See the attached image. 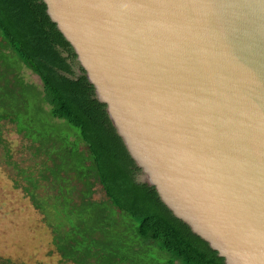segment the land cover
<instances>
[{
	"label": "water",
	"instance_id": "obj_1",
	"mask_svg": "<svg viewBox=\"0 0 264 264\" xmlns=\"http://www.w3.org/2000/svg\"><path fill=\"white\" fill-rule=\"evenodd\" d=\"M29 1L137 180L224 264H264V0H42L77 66Z\"/></svg>",
	"mask_w": 264,
	"mask_h": 264
},
{
	"label": "trees",
	"instance_id": "obj_2",
	"mask_svg": "<svg viewBox=\"0 0 264 264\" xmlns=\"http://www.w3.org/2000/svg\"><path fill=\"white\" fill-rule=\"evenodd\" d=\"M40 1L48 23L77 66L69 44ZM10 51L40 78L52 115L76 127L80 140L45 132L40 122L19 128L26 115L25 91L19 93L15 87L22 78L13 57L11 61L7 55ZM3 122L13 124L30 141L29 151L40 158L38 177L12 161L2 135ZM0 161L24 177V191L45 216L63 263L224 264L217 251L172 214L153 188L137 180V168L91 84L56 51L29 0H0ZM43 180L53 191L44 202L35 193ZM98 184L104 188V199L94 197ZM0 264L26 263L0 255Z\"/></svg>",
	"mask_w": 264,
	"mask_h": 264
},
{
	"label": "rangeland",
	"instance_id": "obj_3",
	"mask_svg": "<svg viewBox=\"0 0 264 264\" xmlns=\"http://www.w3.org/2000/svg\"><path fill=\"white\" fill-rule=\"evenodd\" d=\"M10 52L11 55L8 52L7 55L10 56L11 61L13 57L15 71L23 81L15 83V87H18L19 93L25 91L26 115L21 117L19 128H29L31 123L40 122L44 124L42 128L45 132H55L62 138L69 136L70 139L73 137L75 140H80L76 127L52 115L46 92L38 84L36 75L13 51ZM18 96L17 94L16 97ZM28 133L30 134V130L27 131V135ZM2 135L13 155L12 161L26 173L33 171L36 176L39 175L37 162L40 158H36L29 151L30 141L19 135L15 126L9 122L4 123ZM26 184L23 176H19L15 170L0 161V255L26 264H66L61 261L54 249L52 231L44 220L45 216L34 206L30 196L24 191L23 187ZM41 185L42 187L35 193L44 202L53 191L46 186L44 180L41 181ZM96 188L98 192L94 196L95 199H104L105 193L101 186L98 184Z\"/></svg>",
	"mask_w": 264,
	"mask_h": 264
},
{
	"label": "crops",
	"instance_id": "obj_4",
	"mask_svg": "<svg viewBox=\"0 0 264 264\" xmlns=\"http://www.w3.org/2000/svg\"><path fill=\"white\" fill-rule=\"evenodd\" d=\"M36 75V74H35ZM34 77V76H33ZM35 77H37V79H38V81L37 80H35V81H37L38 82V84L39 85H41V87H43V85H42V82H41V80H40V78L36 75Z\"/></svg>",
	"mask_w": 264,
	"mask_h": 264
}]
</instances>
